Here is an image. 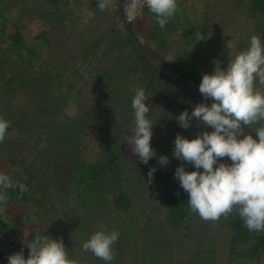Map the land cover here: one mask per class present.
<instances>
[{
	"label": "trees",
	"instance_id": "trees-1",
	"mask_svg": "<svg viewBox=\"0 0 264 264\" xmlns=\"http://www.w3.org/2000/svg\"><path fill=\"white\" fill-rule=\"evenodd\" d=\"M19 1L18 10L21 14L33 16L41 13L44 16L47 23L46 32L48 33L45 42V52L46 55L50 54L51 60L61 57L63 51L72 55L81 52L82 48L78 47L81 45L84 36H73L68 27H65L64 20L67 18L68 11L65 12L67 8L63 4L60 7L58 6L59 0H52V3L46 0ZM2 3H5V0H0V4ZM95 6L96 8L98 7V1L96 0ZM5 7L4 4L0 7V17L3 15ZM212 7L215 10L214 13L217 11L222 16L221 19L218 16L208 14L210 9H213ZM207 9L204 11L202 9L201 21L191 23L190 27L195 31L201 32L202 38L206 36L207 42L212 43L210 45H214L212 40L217 39L209 37L208 33L211 29L214 35L217 33V29L221 31L217 43L225 44L230 39V31L228 32L225 27H219L221 24L233 29L237 39L234 41L239 45L233 49L236 52L240 51V48L246 49L248 47V40L253 34L264 42V0H219L213 6H208ZM105 10L98 8V14L95 12V15L100 17L104 15ZM194 13L196 14L197 12L194 11ZM177 14L178 12L176 11L174 15ZM108 17L117 20L119 24L116 28H111L112 40H109L110 45L107 47V50H111V48H117L118 50V54H115L113 58V63L118 64L117 66L114 65V70L126 76L132 74V72L135 73L134 78L140 80H138L137 88H143L148 95L155 94L161 97L164 100L163 103L168 101L172 103L169 106L171 115L168 127L161 131L159 141L157 139H151L150 141L151 147L155 150L157 156H167L169 163L166 166H161L157 157H153L148 164H144L135 155H133V161L136 173L141 178L147 176L155 184L156 190L160 194V206L166 214V224L168 228L175 230L184 221L191 218L197 221L199 217L197 213L190 211L187 201L188 193L183 190L179 180L174 176L175 169L182 163V161L173 156L176 134L180 133L192 139L198 132L211 131L210 128L206 129L204 125L197 126L195 120L191 122V127L184 129L179 125L175 117L179 116L184 110L191 113L194 105L201 103L197 89H199L203 74L212 73L216 67L225 70L226 68L221 67V64H214L209 58L210 56L205 53L206 49L192 50L187 48L182 41H177L173 37L172 18L168 20L164 28H160L153 14L146 7L142 14L132 21L125 18L119 7L111 8ZM145 24H148L149 32L146 34V39L140 42L135 31L144 32ZM215 26H217V29H215ZM184 33L187 34L184 31L183 36L185 35ZM106 37L105 34H102L97 40L92 41L90 48L98 47ZM82 44L84 43L82 42ZM170 47L172 48L171 50H166V48ZM39 48L41 47L36 40L28 39L20 31L16 32L13 39L4 46L0 45V117L11 121L5 140L0 143V167H6L8 164L13 165V175H9L12 180V186L0 188V191H3L10 198L15 191H21L20 183H23L22 199L26 201L31 198L33 193L30 194V188L32 187V182L30 181H32L33 176L29 169L30 166H35V164L31 161L29 162V158L37 154L39 159L43 158L44 161L49 163H56L54 165L55 168L50 167L49 171L55 176L54 182L58 183V186L54 187L55 191L61 188L56 194L60 196L61 202L59 203L67 207L65 213L68 212L67 214L71 221V214L74 215L77 211L83 212V209L86 210L88 199L91 202V198L94 197V194L92 195L91 193L93 189L98 188L97 186H100L102 182L103 184H109L106 178L113 171L112 168H107V163L109 160L112 162L110 156L117 153L118 147L123 146L120 141L127 136L121 132V128L118 129L114 125L115 117L113 118L108 114L103 119L101 114H97L100 107L103 108L106 103L110 102L101 95L96 97L90 107L87 106V102L85 107L80 109L81 117L79 118L80 122H77V128H73L70 126L72 123L68 124L64 120L65 116L62 111L59 110L60 113L57 114L55 111L56 106H54L56 99H51L50 89L47 88L48 82L52 80V77L35 72L27 74L28 69L26 66L22 67L21 71L13 67L14 58L20 64L23 61L29 62L28 66L33 68L36 54L40 53ZM125 48H130L129 58H133L132 61L127 62L125 59ZM156 48H165L166 55L153 56L152 54ZM210 50L212 51V49ZM165 70L173 72L176 79L172 80L168 77L164 73ZM24 76L26 77L24 78ZM101 83L99 82V84ZM21 84L22 88H24L22 90ZM17 85L20 86L19 90L13 93L12 88H17ZM173 87L183 91L184 94L181 99L176 100L168 97ZM20 90L24 91V94L28 92L24 102L22 101V94H20V99ZM129 104L131 105L130 102L125 105L126 109H128ZM109 105L111 106V103ZM109 105L105 106V111H109ZM163 105L166 106V104ZM125 108L124 113H126ZM121 119L119 118V121ZM123 121L121 123L126 126L134 123V119L127 123ZM88 124H91L90 127L92 126L91 131L84 129V127L89 126ZM254 127L256 126L245 128L244 131L255 135L253 132ZM87 131L88 133H86ZM74 132L78 134V142H74L75 137L72 135ZM11 133H13L12 136L10 135ZM64 138L68 139L66 149L61 145V141ZM43 141L46 144L41 146L40 143L43 144ZM124 143L123 148L130 150L127 139H125ZM92 144L93 146L99 145L97 147L99 154L89 153ZM52 149H55V151ZM103 155L109 157L106 162L99 160ZM221 162L231 163L227 158L222 159ZM27 164L29 166H26ZM111 166L117 168L120 164L114 165L111 163ZM18 167H20L21 176L15 177L14 169ZM152 167H155L156 171L149 178L148 172ZM185 167L188 171L194 170L193 165L186 164ZM43 170L45 169L43 168ZM23 175L26 178H22ZM145 179L148 180L147 178ZM39 186L40 189H44L42 184ZM106 191L109 190L107 189ZM112 191L111 199L113 205L116 208L128 210L132 205L130 194L122 192L119 188H113ZM43 196H45V193H43ZM2 204L4 207L7 206L6 203ZM20 218L21 214L10 216L5 212H0V240L2 238H10L13 241L14 236L17 241L21 242L20 249L16 252L23 250L25 257H27L29 249L23 241L25 240L26 243L30 242L37 233L41 235L42 233L36 230L37 224L35 223L25 237L21 238L19 235L14 234L20 223ZM110 224H113V226L119 225L118 221ZM206 224L202 228L205 230L202 233L196 230L194 232L190 231L189 235L192 234V237L189 240L191 239L192 241L197 235L199 238L204 239L211 246V249L208 250L210 254H213L215 250L220 252L222 255L221 264H264V232L248 231L244 227L243 221L235 213L227 217L222 216L218 221H208ZM208 230L210 233H208ZM72 243V245L66 247L68 255L74 249L79 252L83 251H81L82 245L79 240ZM148 243L153 245L149 252H152L154 256L159 255L150 264L177 262V258L170 252H173L174 249H179L181 247L180 242L176 241L172 245L168 244L169 252H165L166 250L162 246L160 249H155L156 245L147 239L142 240L140 245L145 247ZM116 249L118 248L114 247V250ZM153 249L155 251H152ZM219 252H217V256ZM72 256L73 254H71ZM208 257H211V255H208ZM8 258L9 256L0 249V264H8ZM132 260L136 262V260Z\"/></svg>",
	"mask_w": 264,
	"mask_h": 264
},
{
	"label": "rangeland",
	"instance_id": "rangeland-1",
	"mask_svg": "<svg viewBox=\"0 0 264 264\" xmlns=\"http://www.w3.org/2000/svg\"><path fill=\"white\" fill-rule=\"evenodd\" d=\"M46 1L52 3V0ZM59 1L58 6L60 7V5L63 4L67 8H64L66 10L65 12L68 11L67 18L64 20L65 27H68V30L73 36H84L81 41L82 46L80 45L78 47L82 48L80 53L72 55L63 51L61 57H56V59L51 60L50 54L46 55L45 52V42L48 33L46 32L47 23L44 16L41 13L33 16L21 14L18 10L19 0H5V3H2L6 7L3 15L0 17V45L4 46L7 42L12 40L13 36L18 31L23 32L28 39L36 40L41 48H39L40 53L36 54L34 59V67L30 68L28 66L29 62L27 61H23L22 64H20L14 58L13 67L21 71L22 67L26 66L28 69L27 74L35 72L37 74H45L47 77H52V80L48 82L47 88L50 89L51 99H56L54 105L56 106V113H60L59 110L62 111L65 116L64 120H66L68 124L72 123L70 126L73 128H77L76 126L80 122L79 118L81 117L80 109L85 107L87 102V106L90 107L92 103H94L96 97L101 95L104 99H107L108 102L110 101L109 103H111V106L109 103H106L103 108H99L100 110L97 111V114H101L103 119L108 114L113 118L115 117L114 125L118 129L121 128V132L128 137L131 135L134 123L126 126L121 122L125 120L123 122L127 123L134 119L131 105L129 104L128 109L125 108V105L129 102L131 103L140 80L134 78L135 73L133 72L126 76L114 70V65L117 66L118 64L113 63V58L115 54H118V50L117 48L107 50V47L110 45L109 40H112L111 28L119 26L117 20L108 17V13L111 8H121L122 0H112V3L105 10L104 15L100 17L95 15V12L98 14L97 10L99 8H96L95 0ZM217 1L219 0H177L178 14L174 15L171 19L173 22V37L177 41H182L187 48L192 50L206 49L205 53L210 56L209 58L214 64H221V67L227 68L230 52V50L226 48L227 42L231 39L230 41L233 44V49L239 46L237 42L234 41L237 39L236 35L233 33V29L228 28L224 24L219 26L225 27L228 29V32L230 31V39L226 41L225 44H219L217 40L221 31L215 26L217 33L214 35L211 29L208 35L210 38L215 37L217 39L212 40L214 45H210L212 43L207 42L206 36L202 38L201 32L198 30L195 31L190 27L191 23L201 21L200 15L203 13L202 9L203 11L206 10L208 6H213ZM2 4H0V7ZM194 11L197 13L195 14ZM214 11V8L210 9L208 14L218 16L221 19L222 16L219 15L217 11V14L214 13ZM144 27V32L140 30L135 31L138 35L137 39L140 42L146 39V34L149 32L148 24H145ZM184 31L187 34L184 33L185 35L183 36L182 34ZM102 34L107 36L104 41L98 47L90 48L92 41L97 40ZM82 42L84 44H82ZM148 44L150 45V43ZM164 49L156 48L152 55L155 57L159 55L165 56L166 53ZM168 49L171 50L172 48H166V50ZM210 49H212V51ZM239 50L241 51L243 48ZM124 51V57L127 62L130 60L132 61L133 58H129V54L131 53L130 48H125ZM235 53L236 50H233V55ZM164 73L172 80L176 79L173 72L165 70ZM25 77L26 76H24V78ZM99 82L102 83L99 84ZM20 86L21 90L24 89L22 88V84ZM20 86L17 85V88H12L13 93L18 91ZM170 91L171 93L168 94V97L176 100L181 99L184 94L182 90L176 89V87H173ZM197 91L201 102L211 103L210 100H204L199 89H197ZM20 94H22V101L24 102L28 92L25 94L24 91H21V93L19 92L21 99ZM163 101L161 97L155 94H149L148 99L145 101V103L150 104L149 115L155 123L152 129V139H157L158 141L161 131L168 127L171 115V108H169V106L170 104L172 105V103L169 101L163 103ZM163 104H166V106ZM108 105L110 107L109 111H105V106ZM124 108L126 113H124ZM119 118H122L121 121H119ZM88 125L89 126L84 127V129L91 131L92 126L90 127L91 124ZM88 131L86 133H88ZM12 134L13 133L10 135L12 136ZM72 135L75 137L74 142H78V134L74 132ZM127 137L121 139V145H125L124 142ZM67 140V138H64L61 141V145L65 149L67 148ZM45 144L44 141L43 144L40 143L41 146ZM98 146L99 145L93 146L92 144L89 153L99 154L97 150ZM123 146H120V148L118 147L117 153L110 156L112 162L109 160L107 163V168H112L113 171V173L106 178L109 184H103L102 182L100 186H97L98 188L93 189L91 193L92 195L94 194V197L91 198V202L88 199L86 210L83 209V212L77 211L74 215L71 214V221L67 214L68 212L65 213L67 207L59 203L61 199L60 196L56 194L61 188L55 191L54 187H57L58 183L54 182L55 176L49 171L50 167L55 168L54 165L56 163H49L44 161L43 158L39 159L37 154L34 155L35 160L34 157H30L29 162L31 161L35 164V166H30L29 169V172L33 176L31 179L32 181H30L32 182V187L30 188V194L33 193L32 197L28 198L26 201L22 199L24 185L20 183L21 191H15L12 197H7V206L4 207L3 204L0 203V212H5L10 216L21 214L20 223L14 234L23 238L36 223V230L41 232L42 235H48L50 239H62L65 247H68L73 244L72 242L78 240L82 245L95 231L101 228H106L109 231L116 229L119 232V237L114 247L118 249L115 250V258L111 261V264H150V262L158 258L159 255L157 254L154 256L152 252H149L153 247L152 243H148L145 247L140 245L141 241L146 239L152 241L156 245L155 249H160L162 246V248L166 250L165 252H169L168 244L172 245V243L176 241L180 242L181 247L170 252V254L173 253L174 257L177 258V262L171 261L169 264H221L222 255L220 252L215 250L213 254H210L208 250L211 249V246L204 239L199 238L197 235L198 237L196 236L192 241L191 239L189 240V238L192 237V234L189 235V232H194V230L199 231V233L204 232L205 230L202 228L207 225L206 223H208V221L202 220L200 217H198L197 221L191 218L184 221L182 225L175 230L168 228L166 224V214L160 206V194L157 192L155 184L152 183L147 176L141 178L140 175L136 173L132 151L129 152L131 149L125 150ZM162 146L164 147V145ZM52 150L55 151V149ZM107 158L109 157L103 155L99 160H104L106 162ZM111 163L114 165L119 163L120 166L113 168ZM26 166L29 165L27 164ZM43 168L45 170H43ZM0 173L13 175V165L8 164L6 167H0ZM14 176H21L20 167L14 169ZM22 178L26 177L23 175ZM41 184L44 189H40L39 185ZM140 184L142 185L139 189ZM113 188H119L122 192L130 194L132 205L128 210H122L113 205L111 199ZM107 189L109 191H106ZM62 192L64 193L63 190ZM43 193H45V196H43ZM72 206L74 205L72 204ZM109 221L110 223L118 221L119 225L113 226ZM208 233H210L209 230ZM204 237L206 236L204 235ZM20 246L21 242L17 241L14 236L13 241H11L10 238H2L0 240V249L8 256L14 254L20 249ZM152 251L155 250L153 249ZM217 252H219L218 256ZM69 254V259L72 260L74 264H105L103 260L96 258L91 252H79L77 249H74ZM71 254H73L72 257ZM208 255H211V257H208ZM132 259L136 260V262Z\"/></svg>",
	"mask_w": 264,
	"mask_h": 264
},
{
	"label": "clouds",
	"instance_id": "clouds-1",
	"mask_svg": "<svg viewBox=\"0 0 264 264\" xmlns=\"http://www.w3.org/2000/svg\"><path fill=\"white\" fill-rule=\"evenodd\" d=\"M111 3L98 0V7L105 10ZM145 7L164 28L178 4L177 0H127L125 12L134 20ZM226 47L230 50L226 70L216 67L212 73L203 74L199 84L204 100L211 103H198L191 113L184 110L175 117L184 129L195 120L197 126L211 131L198 132L192 139L176 134L173 156L182 163L174 176L188 193L190 211L202 220L214 222L235 213L248 231L264 232V42L253 34L248 47L234 55L230 40ZM148 97L143 88L135 90L131 101L134 127L127 144L142 163L157 157L159 165L166 166L169 158L157 156L150 144L155 123L149 115L150 104L145 103ZM10 126V120L0 117V143ZM253 126L255 135L244 131ZM224 158L231 163L221 162ZM186 164L193 165L194 170H186ZM155 171V167L149 169V178ZM11 186V177L0 173V188ZM6 202L7 195L0 191V203ZM49 237L37 233L30 242L24 240L28 256L21 250L9 256L8 264H74L62 239ZM118 237V230L101 228L84 241L82 250L111 264Z\"/></svg>",
	"mask_w": 264,
	"mask_h": 264
},
{
	"label": "built area",
	"instance_id": "built-area-1",
	"mask_svg": "<svg viewBox=\"0 0 264 264\" xmlns=\"http://www.w3.org/2000/svg\"><path fill=\"white\" fill-rule=\"evenodd\" d=\"M126 3H127V0H122V4H121V11H122V13H123V15L125 16V18L127 19V20H129V21H132V20H130L129 19V16L126 14V12H125V6H126ZM144 10V9H143ZM140 15H138V16H136V18H138ZM135 18V19H136ZM134 19V20H135Z\"/></svg>",
	"mask_w": 264,
	"mask_h": 264
}]
</instances>
